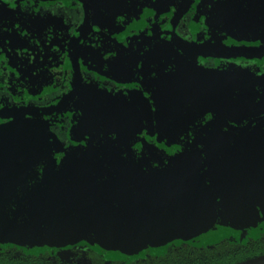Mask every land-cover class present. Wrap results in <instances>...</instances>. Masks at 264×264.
Wrapping results in <instances>:
<instances>
[{"label": "rangeland", "instance_id": "1", "mask_svg": "<svg viewBox=\"0 0 264 264\" xmlns=\"http://www.w3.org/2000/svg\"><path fill=\"white\" fill-rule=\"evenodd\" d=\"M90 3L93 22L113 35L141 20L155 31L177 6L176 0ZM64 4L55 2L47 14L40 7L26 13L23 7L0 6L6 60L1 77L7 87L29 85L22 92L26 101L45 96L56 83L71 87L75 81L69 62L61 73L59 33L68 30L52 7ZM203 15V29L218 42L264 43V0H210ZM91 39L81 59L90 72L67 114L54 120L61 127L73 125L67 137L76 144L62 146L56 134L47 136L52 132L47 119L0 124V246L46 253L51 264H87L89 250L106 262L136 260L178 240L206 246L262 233L263 124L234 131L214 118L198 126L183 151L151 158L138 144L141 111L114 94L115 83L143 88L157 142L179 144L204 112H218L235 124L264 114V69L206 68L203 51L187 57L165 38L136 42L126 55ZM109 80L113 88H104ZM7 87L0 91L9 94ZM7 101L2 95L0 105ZM51 156L56 166L45 183L41 174L31 184L34 171Z\"/></svg>", "mask_w": 264, "mask_h": 264}, {"label": "flooded vegetation", "instance_id": "2", "mask_svg": "<svg viewBox=\"0 0 264 264\" xmlns=\"http://www.w3.org/2000/svg\"><path fill=\"white\" fill-rule=\"evenodd\" d=\"M57 1L59 0H0V6L4 5L6 7L14 8L23 7L26 13L34 12L33 10L36 11L40 7L44 14H47L51 12L49 6L55 4ZM61 1L65 3L62 8L52 7L54 9L53 12L65 19L67 23L65 31L68 30L65 33L63 32V34L59 33L60 40H62V38L64 40L62 43L63 56L61 59V73L63 74L65 63L69 62V67L73 71L75 81L71 87H67L65 83L62 82L56 83L51 91L49 90L45 96L42 97L41 95H38L31 101H26L25 98H22V92L25 89L30 90L29 85L23 81H19L10 87L4 86L1 73L5 71L6 60H4L0 49V89H5L7 87L10 92L9 95L6 94V92L2 93L0 91V99L4 94L9 99V101L3 102L0 105V124L18 118L47 119L52 128L51 135L56 134L58 142H61L62 146L76 144L73 143V140L67 137L68 127L73 125L70 123H67L68 125L63 123L61 127L59 125L60 123L58 124L54 120L67 114V110L73 105L75 101L74 98L80 91L82 81H84V78L88 75V72H90L86 69L83 70L81 59L85 45L86 43L93 41V39H91L92 37L99 38L103 43L107 42L112 45L114 52L118 55H126L134 52L136 42H157L158 40L165 38L168 39L176 51L187 57H191L193 55L192 53L196 50L203 51L204 55L203 57H200V62L206 68L229 69L232 67H238L244 69L252 68L254 70L264 69V52L259 53L264 50V43L256 41L250 43L235 41L218 42L206 33L203 29V14L210 0H176L177 6L175 12L165 23L160 24L155 31H153V28H151L150 25L145 27V24L141 20L140 24L134 23V27L128 26L125 31L117 35L111 34L105 28H101L93 22V11L90 0ZM142 25L144 26L142 27ZM74 55L76 56L77 61V71L75 70L74 65ZM77 75L80 77L79 84H77ZM113 83H115L113 80H109L106 84H103V87L107 89L113 88ZM115 84L119 86V93L114 95H120L121 97L132 101L139 110L140 107L135 100L137 99L138 94H141L150 103V99L146 96L143 88H139L130 83L129 85H121V83ZM15 87L18 89L16 92L20 95V98H16L12 91ZM58 105L60 106L53 110V107ZM209 114L210 113H208V115ZM208 115L207 113L203 115L206 117V122L216 118L214 111H212L211 116ZM262 116H264V114L259 117ZM253 118L257 119L256 117H251L242 124H235L225 117L229 124L236 127L245 126ZM141 120L143 134L138 142L140 149L142 150V139H145L148 143L163 149L164 147L162 148V146L158 145L159 143L157 142L155 126L153 132H151L152 134L154 133L155 138L154 136L151 138L153 140V143H151L150 139L146 137V133H151H149L146 128V122L143 119L142 114ZM257 122L264 125L262 121L254 120L250 126L257 124ZM223 127L224 129H228L224 125ZM178 148L179 146L177 144L172 145L171 154L177 151ZM164 151L170 156L168 150ZM55 157L59 158V155H55Z\"/></svg>", "mask_w": 264, "mask_h": 264}, {"label": "trees", "instance_id": "3", "mask_svg": "<svg viewBox=\"0 0 264 264\" xmlns=\"http://www.w3.org/2000/svg\"><path fill=\"white\" fill-rule=\"evenodd\" d=\"M16 98H20V95L16 91L18 89L15 87L12 89ZM210 113L212 111L204 112ZM201 115V117L194 120V123L182 134L179 144L178 152L183 151L192 133L198 129V126L205 124L206 117ZM208 115V116H209ZM197 131V130H196ZM51 137L52 135H48ZM155 138L154 133H146V137L150 139ZM163 150H168L170 156L172 145L171 142L167 145H160ZM176 145V144H175ZM143 150V149H142ZM144 151V150H143ZM176 151V152H177ZM44 164L34 171L31 176V184H33L36 175H41ZM39 181V178L37 179ZM11 204L15 201L11 200ZM264 253V231L260 233L257 237H249L246 241L239 240H227L221 239L209 245L196 246L189 241H176L174 243L168 244L162 251L158 253H153L148 251L143 259H115L110 262H106L100 254L93 250H89L86 253L88 257L87 264H236L243 262L245 260L251 259L257 255ZM0 264H51L48 255L46 253H28L23 249L15 245H2L0 246Z\"/></svg>", "mask_w": 264, "mask_h": 264}, {"label": "water", "instance_id": "4", "mask_svg": "<svg viewBox=\"0 0 264 264\" xmlns=\"http://www.w3.org/2000/svg\"><path fill=\"white\" fill-rule=\"evenodd\" d=\"M264 50L260 51L259 53H263ZM74 65H75V70H78L77 67V61H76V56L74 55ZM77 84H79L80 82V77L79 75H77ZM138 99V100H137ZM137 99H135L137 101V104L140 107L141 110V114L143 115V119L146 122V128L148 129L149 133L153 132L154 129V125H153V118H152V112H151V106L150 103L148 102V100L146 98H144L141 94H138ZM60 105L53 107V110L58 108ZM215 117L229 130H234V131H244L247 130L249 128V126L251 125V123L254 120H260L264 123V116L259 117L257 119L253 118L251 119L245 126L243 127H236L233 126L231 124L228 123V121L225 119V117H223V115H221L218 112H215ZM152 134V133H151ZM142 149L144 150V153L151 158H163V157H167L168 154L163 150L160 149L156 146H154L153 144L148 143L145 139H142ZM56 166V159L54 157H49V160L47 162V164H45V166L42 169V178L40 180V183L43 184L45 183L47 176L50 175L52 173V171L54 170ZM236 264H264V253L257 255L251 259L245 260L243 262L240 263H236Z\"/></svg>", "mask_w": 264, "mask_h": 264}]
</instances>
